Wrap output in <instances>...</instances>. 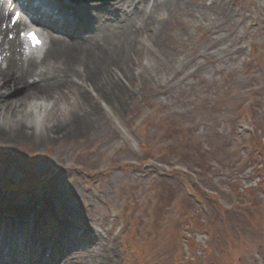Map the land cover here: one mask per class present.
I'll return each mask as SVG.
<instances>
[{"label":"rangeland","instance_id":"obj_1","mask_svg":"<svg viewBox=\"0 0 264 264\" xmlns=\"http://www.w3.org/2000/svg\"><path fill=\"white\" fill-rule=\"evenodd\" d=\"M173 1L163 69L130 71L121 107L93 94L91 132L45 146L0 137V205L42 202L46 228L73 223V255L54 264H264V158L253 151L264 146V0ZM77 87L48 122L78 109ZM164 186L177 193L168 211Z\"/></svg>","mask_w":264,"mask_h":264},{"label":"bare ground","instance_id":"obj_2","mask_svg":"<svg viewBox=\"0 0 264 264\" xmlns=\"http://www.w3.org/2000/svg\"><path fill=\"white\" fill-rule=\"evenodd\" d=\"M145 2L120 0L112 6L80 5L74 12L85 22L82 30L64 37L53 33L52 26L43 25L46 47L42 53L29 54L20 26L31 23L32 6L26 0H0V63H6L5 68H0V137L5 142L29 141L34 146H45L66 135L87 134L97 124L91 116L98 109L89 103L93 94L121 107L128 85L136 77L130 71L139 69L144 77L149 68L150 72L163 69L158 46L174 1L153 0L150 6ZM144 48L148 53L142 63L135 53ZM73 84L86 92L78 91L79 110L63 107L64 115L48 122L46 113L59 108L57 99L64 97ZM6 201L1 207L6 213L3 222L7 215L14 223L33 224L29 202L19 204L9 197ZM89 225L87 222V228ZM36 231L38 234L41 229ZM57 233L63 240L73 234L70 229ZM63 252L65 259L73 255L71 247ZM11 259L4 258L0 264H12ZM109 262L110 258L106 261L102 256L99 264Z\"/></svg>","mask_w":264,"mask_h":264},{"label":"trees","instance_id":"obj_3","mask_svg":"<svg viewBox=\"0 0 264 264\" xmlns=\"http://www.w3.org/2000/svg\"><path fill=\"white\" fill-rule=\"evenodd\" d=\"M162 192H164V198H165V201H167V204H168V205L165 206V208H164V210H165L166 208H168L170 206V204L173 202V200H174V198H175V196L177 194L175 193L170 199L169 195H165V194L168 193V187L167 186L165 188H163Z\"/></svg>","mask_w":264,"mask_h":264},{"label":"snow or ice","instance_id":"obj_4","mask_svg":"<svg viewBox=\"0 0 264 264\" xmlns=\"http://www.w3.org/2000/svg\"><path fill=\"white\" fill-rule=\"evenodd\" d=\"M29 35L32 36V39L34 40V42H35L36 44H40V43H42V41H40V40L36 37L35 33H30Z\"/></svg>","mask_w":264,"mask_h":264}]
</instances>
